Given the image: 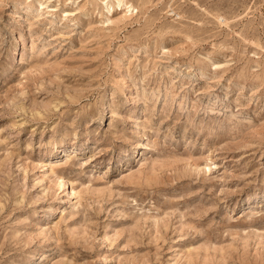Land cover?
<instances>
[{
  "label": "rangeland",
  "instance_id": "1",
  "mask_svg": "<svg viewBox=\"0 0 264 264\" xmlns=\"http://www.w3.org/2000/svg\"><path fill=\"white\" fill-rule=\"evenodd\" d=\"M0 264H264V0H0Z\"/></svg>",
  "mask_w": 264,
  "mask_h": 264
}]
</instances>
